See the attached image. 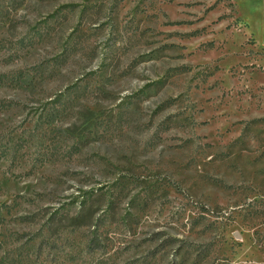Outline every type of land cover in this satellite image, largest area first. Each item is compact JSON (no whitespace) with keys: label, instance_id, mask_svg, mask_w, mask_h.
Listing matches in <instances>:
<instances>
[{"label":"rangeland","instance_id":"374dc122","mask_svg":"<svg viewBox=\"0 0 264 264\" xmlns=\"http://www.w3.org/2000/svg\"><path fill=\"white\" fill-rule=\"evenodd\" d=\"M0 137V264H264V45L233 0H0Z\"/></svg>","mask_w":264,"mask_h":264},{"label":"crops","instance_id":"0c3cea01","mask_svg":"<svg viewBox=\"0 0 264 264\" xmlns=\"http://www.w3.org/2000/svg\"><path fill=\"white\" fill-rule=\"evenodd\" d=\"M239 14L248 22L249 31L264 45V0H233Z\"/></svg>","mask_w":264,"mask_h":264},{"label":"trees","instance_id":"16d2710c","mask_svg":"<svg viewBox=\"0 0 264 264\" xmlns=\"http://www.w3.org/2000/svg\"><path fill=\"white\" fill-rule=\"evenodd\" d=\"M0 139H1V137H0ZM78 218H79V216H76V217L73 218V220H77ZM49 222L50 221H48V223ZM48 226H49L48 228L52 227L51 224H49ZM91 233H92V236H91V238L89 240V245H88L89 250L90 251H96V250H99V249H103L105 246L102 245V241H101L100 235L98 234V231L95 230V231H92ZM42 245L43 244H41V246ZM37 263H39L38 260H36L34 262H31L30 264H37Z\"/></svg>","mask_w":264,"mask_h":264}]
</instances>
